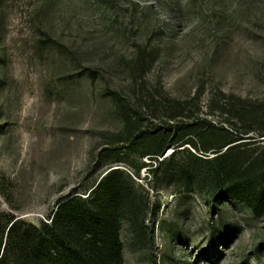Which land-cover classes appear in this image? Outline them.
<instances>
[{
	"label": "rangeland",
	"instance_id": "1",
	"mask_svg": "<svg viewBox=\"0 0 264 264\" xmlns=\"http://www.w3.org/2000/svg\"><path fill=\"white\" fill-rule=\"evenodd\" d=\"M225 99L264 103V0H0V212L33 234L119 171L145 227L122 220L113 264H264L252 190L218 202L215 165L183 151L152 180L115 162L125 115L222 124Z\"/></svg>",
	"mask_w": 264,
	"mask_h": 264
},
{
	"label": "trees",
	"instance_id": "2",
	"mask_svg": "<svg viewBox=\"0 0 264 264\" xmlns=\"http://www.w3.org/2000/svg\"><path fill=\"white\" fill-rule=\"evenodd\" d=\"M238 102H221L217 112L224 117L222 124L207 120L183 123L178 114H170L163 116L159 126L153 124L152 129L143 130L137 126L141 116L133 119L125 115L121 136L127 138L116 148L115 162L131 154L137 160H149L142 162L136 173L139 176L145 168L152 180L178 151H183L215 165L213 195L218 202L227 199L232 185L237 184V194L248 195L252 190L251 207L255 214L261 211L264 215V103ZM170 111L177 113L178 108ZM110 148H103L100 155ZM170 150L172 154L164 157ZM143 191L135 188L125 173L108 172L91 195L60 198L48 222H42L41 229L33 234L23 230L25 223L15 215L0 212V264H113L121 260L122 220L140 229L145 227V219L137 222L133 198L135 194L143 196Z\"/></svg>",
	"mask_w": 264,
	"mask_h": 264
}]
</instances>
